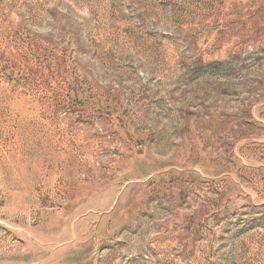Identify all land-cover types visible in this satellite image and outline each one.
Masks as SVG:
<instances>
[{"label":"rangeland","instance_id":"obj_1","mask_svg":"<svg viewBox=\"0 0 264 264\" xmlns=\"http://www.w3.org/2000/svg\"><path fill=\"white\" fill-rule=\"evenodd\" d=\"M0 264H264V0H0Z\"/></svg>","mask_w":264,"mask_h":264}]
</instances>
